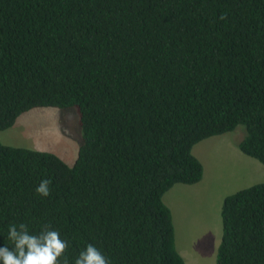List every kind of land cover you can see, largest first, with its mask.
<instances>
[{"label": "trees", "instance_id": "16d2710c", "mask_svg": "<svg viewBox=\"0 0 264 264\" xmlns=\"http://www.w3.org/2000/svg\"><path fill=\"white\" fill-rule=\"evenodd\" d=\"M38 108L75 111L81 144L68 166L0 143V247L23 223L69 264H186L163 196L201 181L193 146L241 125L264 168V0H0V132ZM220 217L216 264H264V181Z\"/></svg>", "mask_w": 264, "mask_h": 264}, {"label": "rangeland", "instance_id": "374dc122", "mask_svg": "<svg viewBox=\"0 0 264 264\" xmlns=\"http://www.w3.org/2000/svg\"><path fill=\"white\" fill-rule=\"evenodd\" d=\"M244 136L245 128L240 125L195 144L192 154L202 164L201 181L176 184L163 196L172 213L176 250L186 264H216L223 200L264 181L262 164L238 148ZM0 143L51 152L72 166L81 144L77 113L56 108L30 110L0 132Z\"/></svg>", "mask_w": 264, "mask_h": 264}, {"label": "clouds", "instance_id": "9594fccd", "mask_svg": "<svg viewBox=\"0 0 264 264\" xmlns=\"http://www.w3.org/2000/svg\"><path fill=\"white\" fill-rule=\"evenodd\" d=\"M51 181L43 180L37 187V194L47 197L50 195ZM8 239L14 247H0V261L3 264H69L64 256L67 242L60 238L59 232L50 230L47 226L39 234H30L23 223L9 226ZM75 264H110L108 258L94 245L89 244L81 251Z\"/></svg>", "mask_w": 264, "mask_h": 264}]
</instances>
